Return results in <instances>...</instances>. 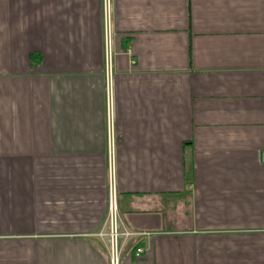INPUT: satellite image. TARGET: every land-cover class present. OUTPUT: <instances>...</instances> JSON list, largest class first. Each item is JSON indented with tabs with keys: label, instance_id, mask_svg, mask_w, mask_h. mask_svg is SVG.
<instances>
[{
	"label": "crops",
	"instance_id": "0c3cea01",
	"mask_svg": "<svg viewBox=\"0 0 264 264\" xmlns=\"http://www.w3.org/2000/svg\"><path fill=\"white\" fill-rule=\"evenodd\" d=\"M110 166L117 264H264V0H0V264H111Z\"/></svg>",
	"mask_w": 264,
	"mask_h": 264
},
{
	"label": "built area",
	"instance_id": "2783aa9c",
	"mask_svg": "<svg viewBox=\"0 0 264 264\" xmlns=\"http://www.w3.org/2000/svg\"><path fill=\"white\" fill-rule=\"evenodd\" d=\"M104 33H105V41L109 45L110 43V14L108 8L105 9L104 12ZM109 102V99H108ZM109 177L111 178L112 186L109 194L108 201V232L107 235L110 240V248H111V264H117L118 259L117 255L120 249V241L123 239H127L133 236V232L128 229H119L118 221H117V208H116V200H115V187H114V167L110 166L108 168ZM143 253V250L139 247L135 249V257H140Z\"/></svg>",
	"mask_w": 264,
	"mask_h": 264
}]
</instances>
